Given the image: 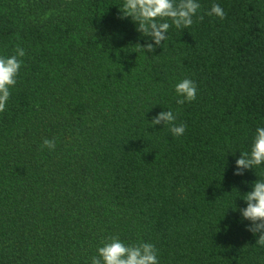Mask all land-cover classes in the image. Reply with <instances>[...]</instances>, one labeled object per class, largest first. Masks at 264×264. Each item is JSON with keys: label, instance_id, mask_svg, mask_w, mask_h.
<instances>
[{"label": "trees", "instance_id": "trees-1", "mask_svg": "<svg viewBox=\"0 0 264 264\" xmlns=\"http://www.w3.org/2000/svg\"><path fill=\"white\" fill-rule=\"evenodd\" d=\"M197 2L147 53L124 0H0V56L25 50L0 112V264H91L110 236L159 264H264L238 211L264 164L233 174L264 127V0ZM167 110L182 136L150 125Z\"/></svg>", "mask_w": 264, "mask_h": 264}, {"label": "clouds", "instance_id": "clouds-1", "mask_svg": "<svg viewBox=\"0 0 264 264\" xmlns=\"http://www.w3.org/2000/svg\"><path fill=\"white\" fill-rule=\"evenodd\" d=\"M197 0H124L121 18L130 17L137 25L136 30L144 37L150 38L153 43L147 40L139 47L144 52L152 53L155 47L168 39L167 32L171 26L178 29H186L193 24V17L197 16L200 10ZM209 16L215 15L220 19L226 17V13L219 4H213ZM199 20L204 16L200 15ZM171 21V24L167 21ZM25 50L19 46L15 54L4 57L0 56V112H4L7 102L11 96V89L17 83L22 66V57ZM175 92L178 97L176 103L183 105L185 102H192L197 97V86L191 79L185 78L175 85ZM177 115L171 110L161 111L152 118L150 125L167 126L173 136H182L186 125L177 124ZM54 151L56 140L44 139L41 145ZM264 164V127H257L256 134L250 147V151L240 153L236 159V170L234 175H243L245 170H252ZM243 199L247 206L238 211L241 218L250 222L247 230L253 235L259 234L256 244L264 247V181L256 180L252 184V190L245 193ZM236 207L234 211H236ZM158 250L151 243H137L126 245L121 242L118 236L107 237L102 246L97 248V255L91 258V264H159Z\"/></svg>", "mask_w": 264, "mask_h": 264}]
</instances>
